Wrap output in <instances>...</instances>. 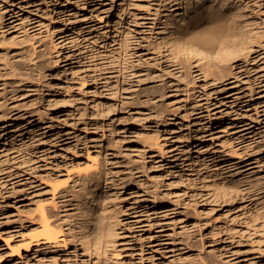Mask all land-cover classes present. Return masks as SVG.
<instances>
[{"label": "rangeland", "instance_id": "374dc122", "mask_svg": "<svg viewBox=\"0 0 264 264\" xmlns=\"http://www.w3.org/2000/svg\"><path fill=\"white\" fill-rule=\"evenodd\" d=\"M186 1L0 0V36L40 40L47 55L45 77L0 111V264H264V0H230L229 12L246 9L239 31L263 34L223 79L219 68L204 78L195 55H179L184 69L169 64L161 23ZM150 41L160 51L136 48ZM145 65L162 80L142 79ZM153 86L162 96L147 105ZM95 165L123 254L71 243L24 252L37 233L29 210L52 201L46 178Z\"/></svg>", "mask_w": 264, "mask_h": 264}, {"label": "bare ground", "instance_id": "6f19581e", "mask_svg": "<svg viewBox=\"0 0 264 264\" xmlns=\"http://www.w3.org/2000/svg\"><path fill=\"white\" fill-rule=\"evenodd\" d=\"M232 1L187 0L184 12L180 17L177 18L173 14L165 16V20L161 23L165 30L163 31L164 37L162 41L163 45H169L170 49H174L171 53V55L173 54L171 56L173 58H167L171 66L184 69V60L179 55L187 53L192 58L196 56L200 58V61L205 60V62L198 66L204 78H214V74H216L215 68L220 69L218 73L221 74V79L232 75L231 69L233 67H231V62H234L232 56L238 51L251 52L253 44L263 34L261 27H258L257 30L256 27H253L250 32L239 31L242 27V16L246 15V9H240L237 13L229 12L228 9L232 7ZM169 10L168 12H171V9ZM2 25L3 14L0 12V30L3 27ZM246 39H249L248 42H245ZM44 46L45 44L42 41L33 39L32 37H25L18 42L12 41L8 43L3 36H0V86L4 87L3 94L1 95L0 111L4 115H6V111L10 108V102L17 98L16 94L19 93L18 91L29 87L36 79L40 80L46 75L45 64L47 63V55L45 53L46 49H43ZM136 48H144L151 52L160 51L159 46L153 41L144 42L142 45H137ZM220 53L224 58H229L224 65H220L217 62L221 58ZM214 54H217L215 59H213ZM139 64L138 67H140ZM138 67L133 65L131 70L135 72L138 70ZM142 67L144 66L142 65ZM149 70V66L145 65V74H143L146 78L142 79L150 82H155L157 79L158 81L162 80L159 76H152ZM133 74L131 73V75ZM130 79L126 82L132 87L135 84H133L134 80ZM140 80L138 82H142ZM13 86L17 88L8 91V88H12ZM160 87L163 90L166 86L163 83ZM151 88L143 90L144 94L139 91L140 94L147 98L148 102H145L147 105L151 103V100L152 103L156 102L157 98L160 99L162 96V92H160L161 88L159 89L156 86ZM139 97L137 96V98ZM153 106L151 109L154 111H156V108H159L158 106L153 108ZM62 175L61 171H59L54 176L49 175L45 180L48 182L46 185L50 184L49 189L52 191L50 205H46L44 202L42 205V200L39 201V204L36 201L38 204L37 207L35 206L36 209H33L32 212L30 210L29 212L27 211L29 215V218H27L31 223L36 224L37 233L28 238V243L23 248L24 252H30L32 248L45 250L58 248L59 246H63L62 248L66 249L71 243L74 246L80 245L86 252H94L96 255L107 252L111 256H121L123 251H118L116 248V244L119 243L118 238L120 237L117 233L118 225L115 223L117 221L114 219L115 215H112V211H100L101 205H105V203H102L104 201L101 192L102 171L98 165H95L94 168L88 167L75 171L65 170L66 182H63L64 179L60 178ZM109 176L114 185L124 187L127 183L132 184V180L127 179L126 176L118 177L113 174H109ZM129 176L134 179L133 176ZM58 178L62 182L56 181L59 180ZM50 180H55L57 183H52ZM67 196L70 197L67 198ZM148 201L156 204L160 199L157 197V194L152 193L149 195ZM69 206L74 207L71 213H68ZM114 220L116 221L114 222ZM67 239L69 243H67ZM123 249L125 250V248ZM203 257H201L202 264H214L208 257L205 259Z\"/></svg>", "mask_w": 264, "mask_h": 264}]
</instances>
